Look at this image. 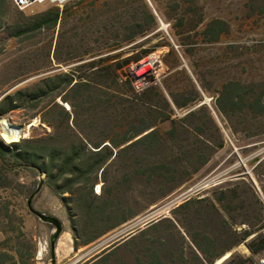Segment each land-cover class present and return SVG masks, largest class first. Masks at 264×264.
Masks as SVG:
<instances>
[{"label":"rangeland","instance_id":"374dc122","mask_svg":"<svg viewBox=\"0 0 264 264\" xmlns=\"http://www.w3.org/2000/svg\"><path fill=\"white\" fill-rule=\"evenodd\" d=\"M72 1L47 0L21 9L8 0L0 9V98L69 67L88 64L78 56L88 49L109 46L108 41L99 44L93 40L91 22L80 20L86 12L56 28L32 29L47 10ZM87 8L91 10L89 5ZM114 10L106 11L107 15L121 13L128 24L136 17L144 21L147 10L156 17L151 31L124 47L131 49L125 55L148 51L138 62H145L139 76L131 72L136 63L127 69L136 88L137 84L160 85L170 65L179 60L177 68L187 71L201 100L190 108H174L171 118L177 120L176 136L171 139L166 132L173 123L171 119L160 121L168 112L154 98L161 109L157 115L165 141L155 149L123 153L95 186L98 194L105 193L119 208L118 215L105 221L103 227L123 217L129 220L79 248H75L71 222L59 196L42 183L44 175L23 168L3 172L0 252L18 249L26 264H84L104 249V254L110 252L105 264H151L156 257L164 264H197L199 250L193 240L204 244L210 239L212 246L207 256L218 255L213 264L226 252L230 255L219 264L232 254L238 259L249 256L246 242L251 236L245 241L240 238L246 230L255 231L264 225V0H118ZM218 20L225 21L229 28L220 40L211 41L212 33L204 35V30L211 22L218 24ZM19 26L26 29L25 33L14 35ZM188 48H193L190 55L185 51ZM151 59L157 62L156 68L149 63ZM91 70L83 66L79 72L89 74ZM145 74L148 78L142 79ZM229 79L239 84L237 103L225 105L223 101L225 113L217 100L222 83ZM170 83L183 94L190 90L182 76ZM59 90L55 89L35 108H20L0 116V140L11 144L46 136L51 127L41 121L44 109L55 102L70 109L63 99L65 93ZM109 93L105 99L113 102V91ZM259 99L263 107L258 105ZM112 102L101 105L94 117L82 111V129L91 130L95 137L121 139L129 128L131 111L128 105L116 111ZM192 110L194 114L187 116ZM46 117L58 122L62 119L61 109L55 107ZM2 120L24 128L25 136L12 142L5 140ZM61 129L64 131V127ZM164 163L170 167L166 169ZM34 191L37 193L29 207L26 198ZM189 199L191 203L183 206ZM6 205L16 216L11 222L5 216ZM36 212L60 220L62 234H69L67 250H58V246L52 249L51 236L56 226L43 221ZM89 232L80 240L98 230ZM263 255L264 252L256 257L257 264Z\"/></svg>","mask_w":264,"mask_h":264},{"label":"trees","instance_id":"16d2710c","mask_svg":"<svg viewBox=\"0 0 264 264\" xmlns=\"http://www.w3.org/2000/svg\"><path fill=\"white\" fill-rule=\"evenodd\" d=\"M7 2L8 0H0V9ZM117 2L118 0H90L89 2L74 0L63 7L56 6L47 10L32 26V29L56 28L59 23L65 24L69 18L78 17L80 13L86 12V16H81L80 20L91 22L92 32L95 34L93 40L99 44L108 41L109 46L88 49L78 56V60H88V64L69 67L66 71L46 76L32 86L8 92L0 98V116H4L16 109L37 107L55 89H60L58 93H65L63 99L70 105V109L55 102L49 104L41 115V121L51 127V131L46 136L26 138L11 144L0 140V177L3 172L17 168L34 171L37 175H44L42 183L59 196L67 211L75 236V248L95 241L120 223L129 220V217H123L120 222L103 227L105 221L111 220L119 213L117 203L110 201L105 193L98 194L95 191L96 184L100 179L105 178L109 165L118 160L123 153L136 151L139 148L151 150L161 145L166 138L160 121L171 119L173 125L166 134H170V138L174 139L177 122L175 118H171L174 108H190L201 100L187 71L177 68L179 60L170 65V71L162 79L160 85L152 84L140 89L136 88L133 80L127 75V69L133 63L144 59L148 51L125 55L131 49L124 47L151 31L156 25V17L147 10L144 21L136 17L132 24H128L127 18L121 13L108 16L106 11H115L114 4ZM86 4L91 7L90 11ZM147 23L150 25L149 27L146 26ZM217 23H209L204 30V35L212 33L211 41L220 40L229 28L225 21L218 20ZM2 26L3 22L0 16V28ZM25 31V28L19 26L14 35H22ZM83 40L85 41V38ZM59 46L60 39L55 49L57 60ZM192 49L188 48L185 51L190 55ZM170 53L175 54L173 50ZM72 60L69 59V61ZM83 66L92 69L89 74L79 72ZM176 76H182L188 81L190 87L188 94L176 90L174 84L170 83V80ZM96 77L100 78L101 82L96 81ZM56 80L59 81L58 86L54 83ZM104 80L108 81L107 84H104ZM61 85L63 86L61 87ZM238 85L233 79L222 83L217 100L222 112L226 113L223 101H225V105L237 103L235 98ZM121 89L126 91L120 92ZM109 91H113L112 95L115 98L113 102L111 98L105 99L106 95L110 94ZM118 93H123V96L119 97ZM154 98H158V101L164 104V110L168 112V115L160 118V121L157 112L161 109L158 107V103H155ZM105 102H112L116 111H119L120 107L125 109L127 105L131 111L129 128L121 139L95 137L91 130L86 132L81 127L82 111H89V114L94 117L96 110ZM257 103L263 107L260 99ZM55 107L61 109L62 119L58 122L55 118L46 117V114L52 112ZM194 112V110L190 111L187 116ZM61 127H64V131ZM164 165L167 167L166 169L170 167L166 163ZM98 190H101L100 185H98ZM35 193L37 192L30 193L26 198L29 207H32V196ZM190 203L191 199L184 202L183 206ZM5 212V216L10 222L15 220V213L9 205L5 206ZM263 227L264 225L255 231L246 230L240 238V241H245L251 236L250 240L246 242L251 251L249 256H241L238 259V256L232 254L224 264H257L256 257L264 252ZM93 229L98 232L80 240ZM193 242L199 250V253H196L197 264H213L218 255H212L211 258L207 256L212 246V240L208 239L204 244L196 239ZM106 250L104 249L102 253L97 254L91 261L84 264H105L110 255V252L104 254ZM156 258L152 260L151 264H164ZM0 264H26V262L23 260V253L20 250L8 248L0 252Z\"/></svg>","mask_w":264,"mask_h":264},{"label":"bare ground","instance_id":"6f19581e","mask_svg":"<svg viewBox=\"0 0 264 264\" xmlns=\"http://www.w3.org/2000/svg\"><path fill=\"white\" fill-rule=\"evenodd\" d=\"M58 1L64 2L66 0H58ZM151 66H152V68H156L157 67V62L153 61ZM147 74H145V76L142 79L148 78ZM1 122L3 124V134H2V136L8 142H12V141L18 140L20 137L25 136L24 130H23L24 128L22 129L21 127H18V126H15V125H11L10 123H7L5 120H2ZM29 128H31V127H29ZM61 235L62 236H60V238H59L60 241H58L59 244H57V246H58L57 249L58 250L59 249L60 250H67L70 247L69 234L65 232V233H63ZM229 255H230V252H227L225 255H223L222 257L218 258L216 260V264H219L220 262H222Z\"/></svg>","mask_w":264,"mask_h":264},{"label":"built area","instance_id":"2783aa9c","mask_svg":"<svg viewBox=\"0 0 264 264\" xmlns=\"http://www.w3.org/2000/svg\"><path fill=\"white\" fill-rule=\"evenodd\" d=\"M44 1H47V0H13V3H14L15 6L21 8V9H24V8L34 4L36 2H44ZM153 61H155V60L151 59L149 61V63L150 62L152 63ZM144 65H145V62H142V63L140 62V63L133 64L132 68H131V72L133 74H136V75L139 76V73L143 69ZM142 87H144V86H141V85L137 84V88L140 89ZM259 264H264V255L259 259Z\"/></svg>","mask_w":264,"mask_h":264},{"label":"water","instance_id":"95a60500","mask_svg":"<svg viewBox=\"0 0 264 264\" xmlns=\"http://www.w3.org/2000/svg\"><path fill=\"white\" fill-rule=\"evenodd\" d=\"M108 144V143H106ZM36 214L43 220L49 223H52L56 226L55 231L53 232L52 236H51V246L52 249L55 251L57 248V244H58V240L62 234V223L60 222V220H58L56 217L45 214V213H41V212H36Z\"/></svg>","mask_w":264,"mask_h":264}]
</instances>
